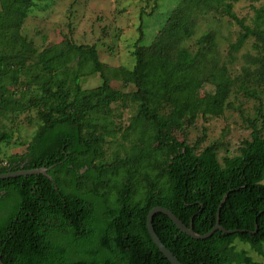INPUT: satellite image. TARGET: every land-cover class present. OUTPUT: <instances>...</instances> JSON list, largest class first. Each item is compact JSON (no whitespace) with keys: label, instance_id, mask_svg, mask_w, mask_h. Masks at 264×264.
Wrapping results in <instances>:
<instances>
[{"label":"trees","instance_id":"trees-1","mask_svg":"<svg viewBox=\"0 0 264 264\" xmlns=\"http://www.w3.org/2000/svg\"><path fill=\"white\" fill-rule=\"evenodd\" d=\"M35 1L0 0V172L49 169L0 179L2 262L171 264L148 233V211L164 206L186 225L192 219L193 230L204 234L225 195L220 224L241 231L194 239L157 212L156 234L182 264H260L235 243L264 257L261 107L234 155L219 157L217 141L201 148L205 135L189 144L186 133L206 118L197 96L207 83L224 93L225 106L230 93L261 102L264 7H255L246 24L234 12L239 0H178L150 43L137 39L130 68L107 66L95 45L70 37L37 50L21 32ZM215 13L241 28L226 55L215 28L196 35L197 19H214L209 15ZM249 37L257 54L247 55L233 75L226 58ZM95 74L100 84L83 87L81 80ZM111 79L133 89L114 88ZM114 104L129 108L126 122ZM30 110L35 130L25 151L6 154L3 144H23L12 140L8 123ZM108 145L121 149L110 160Z\"/></svg>","mask_w":264,"mask_h":264},{"label":"rangeland","instance_id":"rangeland-1","mask_svg":"<svg viewBox=\"0 0 264 264\" xmlns=\"http://www.w3.org/2000/svg\"><path fill=\"white\" fill-rule=\"evenodd\" d=\"M177 3L178 0H36L24 20L21 32L37 50L70 37L75 43L95 45L100 60L107 66L131 68L135 60L132 49L137 39L142 38L139 45L150 43ZM259 6L264 7V0L255 2L239 0L234 5V12L238 18L250 24L254 8ZM209 16H213L214 19L206 17L197 19L196 35L215 28L220 52L226 55L228 44L236 40L241 28L228 16L217 13ZM252 43L253 38L249 37L232 56L226 58L233 75L238 74L242 65L247 63V55L257 54ZM100 82L99 74L81 80L85 88L97 86ZM110 84L123 91L133 89L132 85L123 88L117 79H111ZM223 96L222 91L216 94L213 85L205 84L200 89L197 99L206 118L199 117L196 125L186 133L189 144L205 135L203 142L200 143L201 148L212 141H217L220 144L219 157L224 153L236 154L241 141L250 137L249 122L256 118L257 107H261L264 115V95H261L259 102L254 97L230 93L225 99L226 106L223 105ZM114 106L117 108L116 115L126 122L130 115L129 108L123 107L122 104ZM34 119L35 112L30 110L20 114L12 124L8 123V127L12 129V140L23 144H3L2 148L6 154L25 151L26 142L30 140L35 130ZM259 120H256L255 124L258 125ZM262 133L264 134V130ZM176 135L179 139L183 138L180 132H176ZM120 150L117 146H106L105 159L110 160L113 154ZM261 183H264V178ZM235 244L237 249H244L254 261L264 264L263 255L252 250L249 245L240 242ZM262 250L264 252V243Z\"/></svg>","mask_w":264,"mask_h":264},{"label":"water","instance_id":"water-1","mask_svg":"<svg viewBox=\"0 0 264 264\" xmlns=\"http://www.w3.org/2000/svg\"><path fill=\"white\" fill-rule=\"evenodd\" d=\"M49 168H30V169H25L21 168L18 170L14 171H9V172H0V179H7L11 177H17V176H27V175H32V174H47V170ZM225 199V195L223 196L221 203L218 206L217 214H216V220L213 225V227L206 233L204 234H198L193 230V224H192V219L190 220L189 225H186L179 217H177L170 209L164 207V206H154L152 207L146 216V227L148 230V233L153 240L154 244L157 246V248L160 250V252L163 254V256L171 263V264H182L179 259L173 254V252L166 247V245L161 241L159 236L156 234L152 220L153 216L157 212H161L165 214L171 221L172 223L184 234L194 238V239H205L210 237L215 231L221 230L222 232L226 234H232L238 231H241L239 229H226L220 224V219H219V210L222 202ZM247 231V230H244ZM0 264H4L1 259L0 255Z\"/></svg>","mask_w":264,"mask_h":264},{"label":"flooded vegetation","instance_id":"flooded-vegetation-1","mask_svg":"<svg viewBox=\"0 0 264 264\" xmlns=\"http://www.w3.org/2000/svg\"><path fill=\"white\" fill-rule=\"evenodd\" d=\"M19 167H22V164H19Z\"/></svg>","mask_w":264,"mask_h":264}]
</instances>
